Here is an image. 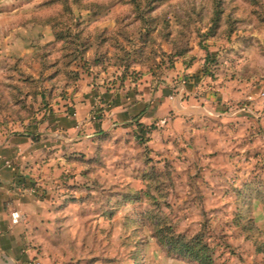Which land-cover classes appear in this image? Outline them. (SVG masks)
<instances>
[{"label":"crops","instance_id":"0c3cea01","mask_svg":"<svg viewBox=\"0 0 264 264\" xmlns=\"http://www.w3.org/2000/svg\"><path fill=\"white\" fill-rule=\"evenodd\" d=\"M209 45L121 82L84 77L46 113L0 130V264L71 263L70 237L101 234L105 219L129 236L152 168L188 221L206 207H224L227 220L251 207L264 219V24ZM91 205L124 206L107 218ZM235 229L224 231L242 237Z\"/></svg>","mask_w":264,"mask_h":264},{"label":"rangeland","instance_id":"374dc122","mask_svg":"<svg viewBox=\"0 0 264 264\" xmlns=\"http://www.w3.org/2000/svg\"><path fill=\"white\" fill-rule=\"evenodd\" d=\"M262 24L264 0H0V130H16L46 113L53 98H66V89L73 94L84 77L95 82L102 76L111 84L155 73L176 57ZM27 46L33 53L20 58ZM148 175L145 200L142 190L135 192L139 202L131 234L104 218L101 234L70 237V256L63 255L71 263L65 264H192L153 237L168 226L187 239L203 230L215 246V264H233L231 258L263 263L264 255L256 253L242 228L251 222L250 234L264 243V219L254 220L251 207L231 220L222 215L224 207L214 209L221 213L217 215L206 207L188 221L178 214L186 205L167 200L169 184L161 181H167L166 173L152 168ZM123 206L91 205L85 210L91 215L104 212L108 218ZM227 227L240 229L242 237L233 230L228 235ZM80 242L81 252L75 245ZM132 245L133 251L128 249Z\"/></svg>","mask_w":264,"mask_h":264},{"label":"trees","instance_id":"16d2710c","mask_svg":"<svg viewBox=\"0 0 264 264\" xmlns=\"http://www.w3.org/2000/svg\"><path fill=\"white\" fill-rule=\"evenodd\" d=\"M186 55L187 54H183L180 57H185ZM205 73L204 70V74ZM18 183H20V181ZM240 217L241 213L238 214L237 218L239 219ZM157 225L158 222H156L154 226ZM242 228L248 239L252 238L251 240L256 247V253L264 255V243L258 244L254 240V235L250 234L254 228L252 223L245 224ZM153 237L157 240L159 245L167 248L169 253L175 254L180 259L187 260L192 264H215L213 259L215 246L211 245L206 239L203 230L193 235L190 239H187L183 234H175L171 226H168L158 230ZM262 264H264V260Z\"/></svg>","mask_w":264,"mask_h":264},{"label":"built area","instance_id":"2783aa9c","mask_svg":"<svg viewBox=\"0 0 264 264\" xmlns=\"http://www.w3.org/2000/svg\"><path fill=\"white\" fill-rule=\"evenodd\" d=\"M28 191L34 194L37 193V191L34 188H28ZM21 219H22V216L18 211H14L10 214V221H11V224L13 225L18 224L21 221ZM28 264H41V262L38 260H34V261L29 262Z\"/></svg>","mask_w":264,"mask_h":264}]
</instances>
